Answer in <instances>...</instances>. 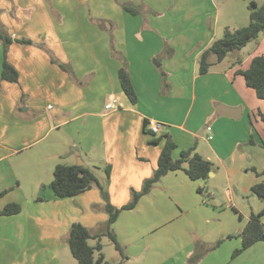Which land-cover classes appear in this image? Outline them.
I'll list each match as a JSON object with an SVG mask.
<instances>
[{
    "label": "crops",
    "instance_id": "0c3cea01",
    "mask_svg": "<svg viewBox=\"0 0 264 264\" xmlns=\"http://www.w3.org/2000/svg\"><path fill=\"white\" fill-rule=\"evenodd\" d=\"M225 4L0 0V28L12 38L6 59L18 72L16 82L1 79L5 52L0 39V210L8 203L22 205L18 214L0 215V264H66L67 239L60 236H68L73 223H82L93 234L106 226L108 213L97 185L73 197L54 196L49 176H54L57 164H76L80 156L94 171L110 165V179L106 173L97 177L111 202L121 207L153 175L165 135L177 144L175 159L195 148L213 162V172L208 179L192 180L184 170L170 171L134 208L123 210L113 229L127 258L119 255L105 264H187L198 249L220 238L224 240L219 250L208 251L197 264H264V241L232 258L242 245L238 234L254 210L244 215L235 203L236 190L227 187L228 205L237 207L240 219L223 221L225 209L206 188L219 175L230 185L245 180V193L264 182V175L255 172L264 170V102L248 99L247 90L236 85L237 75L244 77L240 71L249 68L254 56L264 54L243 57V49L235 50L220 62L211 54L209 71L199 72L202 52L217 39ZM123 66L136 102L121 87ZM110 96L119 103L107 110ZM145 120L160 123L161 131H146ZM252 137L255 143H249ZM169 201L183 213L196 207L209 211V228L200 233L194 225L192 239L175 232L173 237L146 238L171 222V217L162 216Z\"/></svg>",
    "mask_w": 264,
    "mask_h": 264
},
{
    "label": "trees",
    "instance_id": "16d2710c",
    "mask_svg": "<svg viewBox=\"0 0 264 264\" xmlns=\"http://www.w3.org/2000/svg\"><path fill=\"white\" fill-rule=\"evenodd\" d=\"M124 8L133 13H137V9L131 6L124 5ZM249 10L250 22L248 25L235 29L227 28L223 37L214 40L212 44L202 52L199 58V72L201 74H205L209 71L211 66V54H214L217 61L220 62L229 52L243 49L252 40L258 38L261 33H264V3L259 4L257 1L252 0L249 4ZM0 39L3 42L5 52L1 79L16 82L18 81V72L6 59V54L9 45L12 43V38L0 28ZM20 42L26 44L33 43L28 39H22ZM61 66L66 68L62 64ZM240 73L244 75L247 85L256 91L259 98L264 100V56H254L249 68L240 71ZM165 75L166 74H164V78ZM119 80L123 91L132 102H136L137 94L132 85L130 74L126 66L120 68ZM260 116L264 121V112H260ZM148 123L149 120H145V129L151 133L147 128ZM164 137H166V143L161 151L158 166L153 175L144 181L143 186L139 191L134 190L131 201L121 207H117L111 202L108 190L105 185L100 183L92 168L77 163H59L56 165L54 169V178L49 185L55 197H73L97 185L101 190L102 198L105 201V210L108 213L106 229L103 232L93 234L87 226L79 222L73 223L70 227L67 236V244L72 255L77 260V264H105L107 262L103 252V244L101 243L102 235H108L111 238L116 249L119 251L122 260L127 258L124 246L118 241L114 232L113 224L123 210L134 208L140 198L148 194L155 184L158 183L168 172L184 170L192 180L208 179L210 177V173L213 172L212 161L204 158L196 152L195 148L183 150L180 157L175 159L172 156V152L177 147V144L172 140L170 135H165ZM159 140L160 138L153 139L154 142H158ZM249 143H255V139L252 137L249 140ZM261 146L264 148V139L261 141ZM105 171L107 179H110L111 166H106ZM255 172L258 175H264V170L257 171L255 169ZM199 191L203 192L204 189L199 188ZM251 192L264 201V182L254 184L251 187ZM21 210L22 205L20 203H8L2 210H0V215H14L20 213ZM263 216L264 207L258 212H251L247 225L242 232L238 234L242 239V245L234 250L232 258L239 255L254 243L264 241ZM231 237H233V235L228 236V238ZM90 239L97 240L96 244L91 245L89 242ZM222 241L223 239L218 240L212 245L211 249L219 246ZM206 251L207 249H198L192 254V256H190L187 264H197L203 258Z\"/></svg>",
    "mask_w": 264,
    "mask_h": 264
},
{
    "label": "rangeland",
    "instance_id": "374dc122",
    "mask_svg": "<svg viewBox=\"0 0 264 264\" xmlns=\"http://www.w3.org/2000/svg\"><path fill=\"white\" fill-rule=\"evenodd\" d=\"M217 1L221 2L222 0H217ZM251 1L252 0H224V2L226 3L225 4L226 6H225V11H222V14H220V20L218 23L219 29H218L217 36H216L217 39L224 36V33L227 28L234 29V28L243 27L249 24L250 22L249 4ZM256 1H258L260 4L264 3V0H256ZM251 54H264V33H261L258 38L252 40L247 46L243 48V51H242L243 57H249ZM248 66H249V62H247L244 65V67H248ZM236 85L238 87L243 88L244 90H247V92L249 93L248 99L250 100L257 99V100H260L261 102H264V100L259 99L257 97L254 89L245 87L246 85H245L244 77L242 75H237ZM69 151L73 153V151H76V149L70 148ZM21 156H25V155H21ZM16 159L17 158L14 157L12 160L15 161ZM79 160L83 161L82 158L79 156L78 160H76V163H78ZM95 173L96 175H98V177H104L106 172L103 169V171L95 170ZM27 174L31 176V173L27 172ZM46 177L48 179V175ZM53 178H54L53 175L49 176V179L53 180ZM236 182H237L236 185H238V188L234 183L230 185L227 182V178L224 175H219L217 177H212L210 179V187H206L207 190L209 188V190L213 191L216 194L215 201L220 205L221 209L223 210L225 209L224 211L221 212L222 214L221 220L223 221H228L230 217H233L236 222H239V219H240L239 214L236 213L237 207L235 205H233V207H230L228 205L230 198L226 191L227 187L233 188L234 191L236 190L237 200L235 203L237 206H239L242 209V211L244 212V215H248L251 212V210L255 211L256 207H260L261 205L264 204L252 192L250 193L244 192L243 187L245 185V180L237 179ZM198 195L202 196L201 194H198ZM205 197L207 198L208 195H206ZM205 197L204 199H206ZM207 201L210 202L211 200L208 199ZM169 204L171 207L170 206L169 208L166 207V210H164L165 213L162 216L165 215L167 217L168 216L171 217L170 218L171 222H168L167 224H163V226L160 227L159 229L146 234L145 235L146 238L173 237L174 236L173 232H175V234L179 237H184V238L189 237L192 239L194 238L195 233L197 232L196 230H194V225L199 228L200 233L201 232L205 233L206 229L209 228L210 225L207 220V217L209 216V211H207L206 209L202 207H196V208H193L183 213L181 212V209L179 208V206L175 205L172 202H170ZM215 222L216 221L214 220V223ZM99 227H100L99 230L101 231V226L99 225ZM105 229H106V226L102 228V232ZM66 237H67L66 235H63L62 237L60 236L62 241H65V239H67ZM89 242L90 244H94L95 242H97V240L90 239ZM101 243L103 244V252L105 254L106 259H108L109 261H112L113 259H116L119 257L120 253L116 249L113 241L108 235H102ZM204 247H205V250L207 249L205 254H207L208 251H210L211 253H214L219 250L218 249L219 246L215 247L214 249H211L212 244H208V245L205 244ZM66 250H67V256L69 260L71 261L66 260L64 258L65 263L66 264H77V260L71 254L70 248L67 247Z\"/></svg>",
    "mask_w": 264,
    "mask_h": 264
},
{
    "label": "built area",
    "instance_id": "2783aa9c",
    "mask_svg": "<svg viewBox=\"0 0 264 264\" xmlns=\"http://www.w3.org/2000/svg\"><path fill=\"white\" fill-rule=\"evenodd\" d=\"M118 103H119V100L117 97L110 96L105 107L107 110L115 109L118 107ZM148 127L153 133H159L161 131V124L153 120L149 121Z\"/></svg>",
    "mask_w": 264,
    "mask_h": 264
},
{
    "label": "water",
    "instance_id": "95a60500",
    "mask_svg": "<svg viewBox=\"0 0 264 264\" xmlns=\"http://www.w3.org/2000/svg\"><path fill=\"white\" fill-rule=\"evenodd\" d=\"M83 163H84V162L80 160L77 164H79V165H83Z\"/></svg>",
    "mask_w": 264,
    "mask_h": 264
}]
</instances>
